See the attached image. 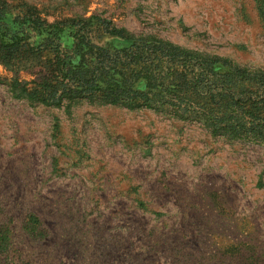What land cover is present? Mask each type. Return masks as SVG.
<instances>
[{
    "label": "rangeland",
    "instance_id": "374dc122",
    "mask_svg": "<svg viewBox=\"0 0 264 264\" xmlns=\"http://www.w3.org/2000/svg\"><path fill=\"white\" fill-rule=\"evenodd\" d=\"M5 1L264 69V0ZM12 77L0 66V264H264V144L146 109L43 106Z\"/></svg>",
    "mask_w": 264,
    "mask_h": 264
},
{
    "label": "trees",
    "instance_id": "16d2710c",
    "mask_svg": "<svg viewBox=\"0 0 264 264\" xmlns=\"http://www.w3.org/2000/svg\"><path fill=\"white\" fill-rule=\"evenodd\" d=\"M0 66L43 106L146 109L199 123L213 137L264 144V69L132 36L99 17L49 22L0 0ZM25 71L38 79L18 82Z\"/></svg>",
    "mask_w": 264,
    "mask_h": 264
}]
</instances>
